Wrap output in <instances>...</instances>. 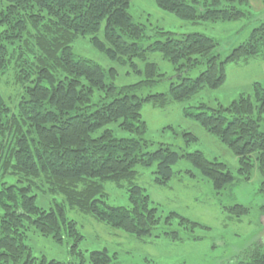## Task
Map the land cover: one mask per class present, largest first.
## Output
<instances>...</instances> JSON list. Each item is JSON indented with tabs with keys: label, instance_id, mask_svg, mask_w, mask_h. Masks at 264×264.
Returning <instances> with one entry per match:
<instances>
[{
	"label": "trees",
	"instance_id": "trees-1",
	"mask_svg": "<svg viewBox=\"0 0 264 264\" xmlns=\"http://www.w3.org/2000/svg\"><path fill=\"white\" fill-rule=\"evenodd\" d=\"M0 10V77L14 66L16 80L25 91L13 112L0 94V175H14L13 183L0 188V264H36L27 244L32 227L58 242L70 238V254L78 255L83 235L67 208H77L96 219L137 238L151 236L160 222L150 195L136 182L137 166L156 164V182L168 184L174 165L186 157L210 182L217 194L235 181L225 162L208 159L202 151L181 153L168 145L147 150L143 136L147 123L142 117L146 102L164 106L188 101L204 88L218 89L226 80L225 65L264 58V21L250 37L221 60L218 39L204 33L181 34L155 29L148 46L142 42L148 27L129 12L132 0H5ZM157 5L181 19L235 21L253 16L250 0H156ZM264 2V0H262ZM104 27V38L99 31ZM113 60L137 68L134 58L145 61L144 79L118 86L117 70L76 57L72 43L80 35ZM149 52H160L172 63L181 81L168 92L140 96L134 89L154 86L164 73L148 60ZM199 64L206 68L195 77L184 73ZM254 96L241 94L229 105L210 107L200 103L198 112L185 108L211 134L239 158L242 180H250L257 164L264 177V86L254 83ZM117 124L136 136L117 137L108 126ZM196 141L193 133H185ZM126 186L130 206L108 204L105 182ZM36 190L61 195L51 208L37 204ZM261 191L264 192V181ZM264 207V206H263ZM230 215L242 217L249 208L237 203L226 207ZM181 224L198 225L175 213ZM171 224V221H170ZM164 231L181 240L179 230ZM260 243L242 253L243 258L224 264H264V231ZM197 239V237H195ZM107 249L90 253V264H110ZM39 264H64L45 258ZM79 264H86L85 258Z\"/></svg>",
	"mask_w": 264,
	"mask_h": 264
},
{
	"label": "rangeland",
	"instance_id": "rangeland-1",
	"mask_svg": "<svg viewBox=\"0 0 264 264\" xmlns=\"http://www.w3.org/2000/svg\"><path fill=\"white\" fill-rule=\"evenodd\" d=\"M7 2L0 0V10L5 9ZM253 16L235 21H200L192 23L160 8L156 0H132L129 12L135 21L148 27L151 38L142 42L148 46L155 39H165V36L155 35L157 27L164 31L181 34L199 32L219 40L218 53L224 60L231 51L246 41L254 28L264 21V2L251 0ZM2 27H0L1 31ZM104 38V27L98 33ZM90 34L78 36L73 45L76 57L91 59L106 70H117L115 83L118 86L135 85L144 79L145 61L134 58L137 68L128 63L108 58L90 41ZM148 60L159 65L165 74L161 81L154 86L136 87L134 91L140 96L168 92L172 82H179L174 65L166 60L160 52H149ZM206 68L199 64L184 73V77L195 78ZM226 80L218 89L204 88L188 101H173L164 106L146 102L142 107V117L147 123L144 138L148 140L147 150L153 151L162 144L183 153L202 151L208 159L225 162L233 172L235 181L217 194L212 184L202 177L199 170L186 158H181L174 165L175 176L171 181L162 185L156 182V164L137 166L139 174L136 182L145 188L150 195L151 206L156 209L160 222L152 230L151 236L137 238L96 219L90 214L77 208H67V214L77 222L78 229L83 235L79 243L81 254L71 255L70 238L64 237L58 242L52 236L41 235L32 227L28 233L27 244L37 263L45 258L47 261L56 260L64 264H79L85 258L90 264V253L107 249L111 255L110 264H224L243 258L242 253L255 243L261 242L264 231V192L261 191L264 177L254 166L250 180H242L239 174V158L219 138L209 133L200 122L185 113L190 107L198 112L200 103L210 107L219 104L229 105L241 94L254 96V83L264 86V58L225 65ZM25 87L16 80L14 66L0 77V94L11 110H17ZM117 137L136 136L135 133L122 130L117 124L108 126ZM264 129V126H262ZM193 133L196 141H191L185 133ZM14 175H0L2 182L13 183ZM107 202L110 205L130 206V194L126 186L113 181L105 182ZM37 204L43 208H51L56 202L61 203V195L44 194L36 190ZM243 204L249 208V213L242 217L230 215L226 207ZM175 213L188 218L198 225L181 224ZM171 221V224H170ZM179 230L181 240H173L164 231L168 228ZM197 237V239L195 238Z\"/></svg>",
	"mask_w": 264,
	"mask_h": 264
},
{
	"label": "crops",
	"instance_id": "crops-1",
	"mask_svg": "<svg viewBox=\"0 0 264 264\" xmlns=\"http://www.w3.org/2000/svg\"><path fill=\"white\" fill-rule=\"evenodd\" d=\"M251 1V0H250ZM262 1V0H261Z\"/></svg>",
	"mask_w": 264,
	"mask_h": 264
}]
</instances>
